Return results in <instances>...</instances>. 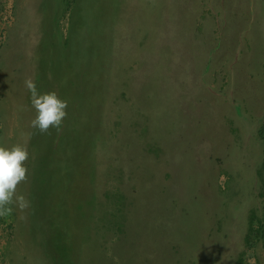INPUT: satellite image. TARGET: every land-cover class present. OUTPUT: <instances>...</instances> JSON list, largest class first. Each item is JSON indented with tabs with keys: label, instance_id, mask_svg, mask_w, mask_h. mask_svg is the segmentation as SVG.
I'll return each mask as SVG.
<instances>
[{
	"label": "rangeland",
	"instance_id": "1",
	"mask_svg": "<svg viewBox=\"0 0 264 264\" xmlns=\"http://www.w3.org/2000/svg\"><path fill=\"white\" fill-rule=\"evenodd\" d=\"M28 76L60 131L30 127ZM17 142L0 264H264V0H0Z\"/></svg>",
	"mask_w": 264,
	"mask_h": 264
},
{
	"label": "clouds",
	"instance_id": "2",
	"mask_svg": "<svg viewBox=\"0 0 264 264\" xmlns=\"http://www.w3.org/2000/svg\"><path fill=\"white\" fill-rule=\"evenodd\" d=\"M24 84L30 92L31 104L35 110L30 127L38 129L40 133H47L50 128L60 131L67 116L68 101L62 99L55 90L41 93L31 76L25 78ZM28 159L27 142H17L10 146L0 144V217L11 215L13 205L21 212L31 207L27 196L17 192L18 186L28 180Z\"/></svg>",
	"mask_w": 264,
	"mask_h": 264
}]
</instances>
